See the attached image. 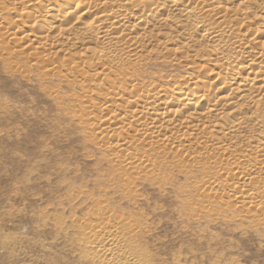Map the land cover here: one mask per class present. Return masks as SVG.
Returning a JSON list of instances; mask_svg holds the SVG:
<instances>
[{
    "label": "bare ground",
    "instance_id": "obj_1",
    "mask_svg": "<svg viewBox=\"0 0 264 264\" xmlns=\"http://www.w3.org/2000/svg\"><path fill=\"white\" fill-rule=\"evenodd\" d=\"M0 5V17L15 14L8 45L0 41L7 70L14 63L69 88L67 96L49 93L125 194L145 181L167 183L163 175H198L190 190L206 198L202 209L216 205L225 221L264 233V0ZM194 61L206 67L189 72ZM175 66L184 75L171 74ZM187 208L191 219L200 210ZM138 215L129 210L89 228V259L146 264L133 244L144 229Z\"/></svg>",
    "mask_w": 264,
    "mask_h": 264
},
{
    "label": "rangeland",
    "instance_id": "obj_2",
    "mask_svg": "<svg viewBox=\"0 0 264 264\" xmlns=\"http://www.w3.org/2000/svg\"><path fill=\"white\" fill-rule=\"evenodd\" d=\"M14 15L0 17L5 29L0 41L7 45ZM6 44L0 42V264H99L89 259L83 234L129 210L142 218L144 229L133 244L147 254L146 264H264V233L225 221L216 205L202 209L206 198L190 190L198 175L175 172L163 175L167 183L142 182L128 199L50 94L67 96L69 88L58 77L41 81L36 72L19 70L14 63L7 70ZM153 59L158 63L162 58ZM194 63L189 72L198 73V64L206 67ZM159 64L166 67L162 60ZM181 70L175 66L170 71L184 75ZM184 201L200 207L196 217H187L191 213ZM228 212L229 219L235 216Z\"/></svg>",
    "mask_w": 264,
    "mask_h": 264
}]
</instances>
